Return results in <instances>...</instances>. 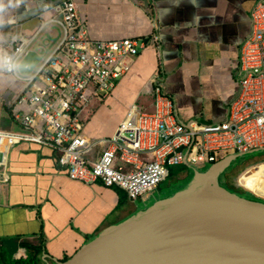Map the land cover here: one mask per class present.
<instances>
[{
    "label": "crops",
    "instance_id": "crops-1",
    "mask_svg": "<svg viewBox=\"0 0 264 264\" xmlns=\"http://www.w3.org/2000/svg\"><path fill=\"white\" fill-rule=\"evenodd\" d=\"M62 1L0 0V44L15 34L33 38L23 57L29 58L16 72L0 69L1 129L21 128L13 116L26 85L21 77L49 60L65 37L62 23L49 20L63 17L54 8ZM259 2L264 0H78L91 37L146 40L110 93L82 108L84 132L112 134L129 111L153 112L157 88L172 98L180 122L223 121L239 91L240 53ZM1 159L0 240L13 255L3 258L0 251V264L66 261L100 231L141 211L146 200L71 178L55 152L40 143L8 145Z\"/></svg>",
    "mask_w": 264,
    "mask_h": 264
},
{
    "label": "built area",
    "instance_id": "built-area-1",
    "mask_svg": "<svg viewBox=\"0 0 264 264\" xmlns=\"http://www.w3.org/2000/svg\"><path fill=\"white\" fill-rule=\"evenodd\" d=\"M54 8L63 17L49 20L62 23L65 37L49 60L21 77L26 85L13 112L21 128H0V164L8 145L40 143L55 152L71 178L118 188L138 200L154 194L171 166H210L228 155L264 150V2L251 15V33L239 58V91L223 121L182 123L172 98L157 88L153 112L131 110L112 134L98 137L84 132L80 112L90 99L110 93L146 40L93 38L78 0ZM32 40L15 34L0 44V55L18 65Z\"/></svg>",
    "mask_w": 264,
    "mask_h": 264
},
{
    "label": "water",
    "instance_id": "water-1",
    "mask_svg": "<svg viewBox=\"0 0 264 264\" xmlns=\"http://www.w3.org/2000/svg\"><path fill=\"white\" fill-rule=\"evenodd\" d=\"M235 156L196 170L180 192L103 229L59 264H264V203L219 184Z\"/></svg>",
    "mask_w": 264,
    "mask_h": 264
},
{
    "label": "rangeland",
    "instance_id": "rangeland-1",
    "mask_svg": "<svg viewBox=\"0 0 264 264\" xmlns=\"http://www.w3.org/2000/svg\"><path fill=\"white\" fill-rule=\"evenodd\" d=\"M264 163V150H253L244 154H236L232 159L228 167L224 170V174L219 176V184L224 189L231 187V183L239 185L244 191L245 195L250 196L243 185L238 183V178L248 169ZM211 166H188V165H177L169 167L170 174L165 180L160 183L158 189L154 194L146 196V200L140 203V209L146 210L156 204L157 201L167 199L185 188L190 181H192L194 174L197 172L204 173L207 171L206 168ZM237 186L238 188H240ZM141 210V211H142ZM138 213V212H137ZM135 215V214H134ZM133 215V216H134ZM132 217V216H131ZM10 246L6 240L1 239L0 251L2 252L3 258L12 257L13 252L9 251ZM6 253V254H5ZM30 256H32L30 251Z\"/></svg>",
    "mask_w": 264,
    "mask_h": 264
},
{
    "label": "bare ground",
    "instance_id": "bare-ground-1",
    "mask_svg": "<svg viewBox=\"0 0 264 264\" xmlns=\"http://www.w3.org/2000/svg\"><path fill=\"white\" fill-rule=\"evenodd\" d=\"M238 183L256 195L264 197V164L246 170L238 178Z\"/></svg>",
    "mask_w": 264,
    "mask_h": 264
},
{
    "label": "trees",
    "instance_id": "trees-1",
    "mask_svg": "<svg viewBox=\"0 0 264 264\" xmlns=\"http://www.w3.org/2000/svg\"><path fill=\"white\" fill-rule=\"evenodd\" d=\"M211 166V165H210ZM207 170L209 169V167L208 168H206ZM221 174H224V172H222ZM229 186H231V187H228V188H226V190H228V191H230V192H232V193H235V194H237V195H239V196H242V197H245V198H249V199H251V200H253V201H257V202H262V203H264V200L262 199V198H260V197H258V196H256V195H254L252 192H248L249 194H250V196H247V195H245V191L237 184V185H235L234 183H231ZM237 186H239L240 188H238ZM30 247V249L33 251H36V252H38L39 251V248L38 247H34V246H29Z\"/></svg>",
    "mask_w": 264,
    "mask_h": 264
},
{
    "label": "clouds",
    "instance_id": "clouds-1",
    "mask_svg": "<svg viewBox=\"0 0 264 264\" xmlns=\"http://www.w3.org/2000/svg\"><path fill=\"white\" fill-rule=\"evenodd\" d=\"M2 11H3V5L0 4V12H2ZM17 67H18V65L15 63V61L11 57H6V56H3V55H0V69H5L7 71H13Z\"/></svg>",
    "mask_w": 264,
    "mask_h": 264
}]
</instances>
